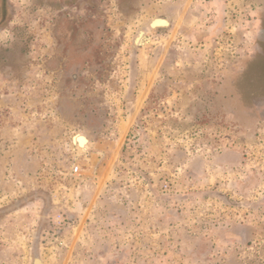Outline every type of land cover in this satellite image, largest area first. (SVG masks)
<instances>
[{"label":"rangeland","instance_id":"1","mask_svg":"<svg viewBox=\"0 0 264 264\" xmlns=\"http://www.w3.org/2000/svg\"><path fill=\"white\" fill-rule=\"evenodd\" d=\"M17 3L0 264H264V0H99L55 56Z\"/></svg>","mask_w":264,"mask_h":264},{"label":"flooded vegetation","instance_id":"2","mask_svg":"<svg viewBox=\"0 0 264 264\" xmlns=\"http://www.w3.org/2000/svg\"><path fill=\"white\" fill-rule=\"evenodd\" d=\"M28 1H29L28 4L29 9H27V11L31 12V10L34 9V13L35 14L37 13L38 16L46 17V18H54V23L52 24V28L50 29L52 33L51 38L54 40L55 43V52H53L54 56L56 55L57 50L61 51V53L63 54L64 48L67 47V49H71L72 48L71 41L74 39V37L77 36L80 37L79 34H83L84 32L87 33L88 32L87 25L89 23H92L91 21H89L88 23H86V27H85L84 26L85 21L82 19L86 17L93 18V16L95 15L94 13L95 10L97 8H102L99 5V0H28ZM17 4H18L17 0H0V34L4 32L13 33V30H15L14 21L18 14ZM13 39H15V37ZM16 44L17 43L14 42L9 47V44H6V41L2 40V43H0V61L1 60L5 61L8 57L12 58L14 56L12 54V48L13 49L15 48L16 50ZM20 65L23 68V64ZM46 70L48 72L50 71L54 72L52 70H49L48 68H46Z\"/></svg>","mask_w":264,"mask_h":264},{"label":"bare ground","instance_id":"3","mask_svg":"<svg viewBox=\"0 0 264 264\" xmlns=\"http://www.w3.org/2000/svg\"><path fill=\"white\" fill-rule=\"evenodd\" d=\"M150 23H151V25H150ZM168 23H169V21L166 18L155 17L149 22V26H151L150 27L151 29H154L155 27L159 28V27L167 26ZM145 40H147V36L144 34L143 31H140L138 33V36L134 40L135 41L134 44L135 45H143ZM73 142L75 143L74 145L79 148V150L81 149L84 152L86 151V149L89 145V140L87 139V137L84 135H80V134L76 135L73 138Z\"/></svg>","mask_w":264,"mask_h":264},{"label":"water","instance_id":"4","mask_svg":"<svg viewBox=\"0 0 264 264\" xmlns=\"http://www.w3.org/2000/svg\"><path fill=\"white\" fill-rule=\"evenodd\" d=\"M153 23V22H152ZM165 23V22H164ZM150 25H151V23H150ZM167 26H168V24H167ZM151 27V26H150ZM33 264H42L41 263V261L38 259V258H36V259H34V261H33Z\"/></svg>","mask_w":264,"mask_h":264},{"label":"built area","instance_id":"5","mask_svg":"<svg viewBox=\"0 0 264 264\" xmlns=\"http://www.w3.org/2000/svg\"><path fill=\"white\" fill-rule=\"evenodd\" d=\"M76 171V170H75Z\"/></svg>","mask_w":264,"mask_h":264}]
</instances>
